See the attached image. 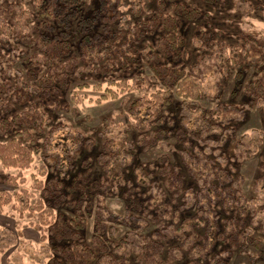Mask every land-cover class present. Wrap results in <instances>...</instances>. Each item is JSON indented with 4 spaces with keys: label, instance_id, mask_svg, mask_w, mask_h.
I'll use <instances>...</instances> for the list:
<instances>
[{
    "label": "rangeland",
    "instance_id": "374dc122",
    "mask_svg": "<svg viewBox=\"0 0 264 264\" xmlns=\"http://www.w3.org/2000/svg\"><path fill=\"white\" fill-rule=\"evenodd\" d=\"M9 1L21 0H0V4ZM131 1L124 0L118 7L117 17L97 24V31L107 28L131 33L138 21L150 19L156 11L155 2L142 0V12L136 15ZM175 2L187 8L196 7L204 13L200 19L191 21L177 15L168 6L165 9L176 18L178 35L184 41L181 56L175 61L192 76L201 90L195 102L182 104L173 95L174 105L165 108L164 117L170 115L173 128L181 127L182 134L173 133L157 145L143 149L136 144L132 131L126 133L122 127L116 126L108 132L102 131L103 120L127 112L130 104L142 93L121 92L119 87L109 86L107 79L96 72H80L83 69L80 62L75 72L68 74L64 87L54 88L48 97L41 98V112L48 122L32 146L33 163L22 172L26 181L21 186L32 193L31 201L34 202L40 195L31 189L33 176L40 180L49 177L69 183L73 176L81 173L83 161L91 156L89 180L106 183L108 188L99 187L97 193L104 197L106 211L101 214L106 226L114 229L110 234L113 242L123 239L127 232L135 231L160 241L163 258L171 264L188 260L206 264L213 262L215 257L221 261L219 264H264V259L249 255L257 254L252 247H240L228 253L227 244L220 239L224 223L232 215L241 216L247 210H253L257 218L264 217V213H258V209L264 212V93L259 102H255L245 90V85L254 77H264V0H245L242 5L244 9L250 8L249 15L238 10L236 0ZM98 4L97 0H85L81 14L92 15ZM33 5V0H25L24 6L34 16L28 31L36 37L42 31ZM76 22V19L71 22L69 34L74 47L71 56L78 59ZM254 32L255 37L252 36ZM159 35L146 30L132 43L142 69L114 75L116 82L126 77H152V69L143 54L150 47L152 53L161 55L157 45ZM222 49L227 56L234 50L243 56L251 55L258 64L245 63L243 76L237 80L238 70L229 56L226 59L221 55L224 53ZM18 50L16 59L7 63L3 57L7 60L11 54L0 49V71L10 95L6 103L12 107L7 111L0 108V120L20 113L34 102L35 94L29 89L47 72V68L39 65L37 78L27 77L29 67L24 60L40 52L21 45ZM102 63L94 67L99 69ZM261 67L263 71L258 74L256 68ZM261 81L264 82V78ZM108 89L117 91V97L112 98ZM146 89L151 92V85ZM4 140L0 137V141ZM232 140H240V146H243H237L235 152L229 151ZM250 140L257 146L249 144ZM162 155L169 158V165L176 167L183 178L184 184L178 190L166 189L162 178L156 176L154 168L149 166ZM138 166L147 172L150 169L154 174L149 181L138 171L134 173ZM6 173L16 174L17 171ZM3 179L4 176L0 175V191H13ZM125 181L133 183L142 209L131 205L133 197L128 200L123 196L128 188ZM143 181H147L146 184H142ZM73 196L86 220L82 233L84 242L90 245L95 217L100 213L99 202L93 198L88 203L79 199L78 193ZM234 200H239V206L243 200L251 205L247 209L234 207L231 203ZM108 212L115 217L107 216ZM56 213L69 218L73 211L61 207ZM122 217L124 222L119 220ZM132 219L143 220L147 225L144 229H136L128 224ZM35 221L26 214L19 217L9 206L0 211V264H46L48 243L40 242V234L31 224ZM259 225L256 229L260 230L262 226ZM257 233L255 236L260 237L261 234ZM133 257L131 252L127 259L130 264H137Z\"/></svg>",
    "mask_w": 264,
    "mask_h": 264
},
{
    "label": "trees",
    "instance_id": "16d2710c",
    "mask_svg": "<svg viewBox=\"0 0 264 264\" xmlns=\"http://www.w3.org/2000/svg\"><path fill=\"white\" fill-rule=\"evenodd\" d=\"M97 1L99 4L93 14L84 16L81 13L85 0H33L34 11L41 21L42 31L36 37L28 31L34 16L24 6L25 0L0 4V49L2 52L11 54L7 60L3 57L4 60L8 63L16 59L18 46L21 45L40 52L39 55H33L24 60L29 67L27 77L36 79V68L39 65L47 68V72L36 79V84L29 89L35 94L34 102L20 113L0 120V137L5 138L4 141H0V175L4 176L5 185L13 190L11 192L0 191V211L9 206L19 217L26 214L27 218L36 220L35 223H31L33 229L40 234V242L48 243L46 264H130L127 256L131 252L137 264H171L163 258V245L160 241L144 237L135 231L127 232L124 238L117 242L110 239L112 238L110 234L114 233V229L107 227L104 223V216L101 214L106 211L104 197L97 193L99 187L108 188L106 183L89 180L91 156L83 161L81 173L73 176L69 183L49 177L40 180L33 176L31 189L40 195L34 202L31 201L32 193L21 186L26 181L22 172L29 169L33 163L34 149L32 146L37 142V136L42 135L44 125L48 122L41 112V98L48 97L54 88L64 87L67 84L68 74L75 72L80 62L83 64L80 72H96L107 79L109 86H117L121 92L138 91L142 93L139 99L130 104L127 112H121L112 119L103 120L101 127L104 132H108L115 126L122 127L123 132L126 133L132 131L135 133L136 144L143 149L157 145L173 133L182 134L181 127L173 128L174 123L172 124L170 115L164 117L165 108L174 105L173 95L180 99L182 104L193 103L199 97L201 90L196 81L186 74L181 65L176 62L181 56L184 41L178 35L176 18L165 9L168 6L177 15L191 21L200 19L204 13L196 7L187 8L176 3L175 0H150L156 4L155 13L146 21H138L131 33L123 29L114 32L107 28L97 31V24L110 22L117 17L118 7L124 0ZM131 2L136 8L135 14L140 15L142 0ZM236 2L239 11L250 14V8L244 9L242 5L245 0H236ZM74 19L77 20L76 31L79 35L78 59L71 56L74 47L71 44L69 29ZM146 30L151 34H160L157 45L161 55L152 53L150 47H147L143 54L152 69V77L135 76L132 79L126 77L116 82L114 75L120 76L123 73L142 69L140 61L135 56L136 50L132 47V43L143 36ZM252 36L255 37L256 33H252ZM222 51L224 53L221 55L226 56V59L229 56L232 65L236 66L237 80L243 76L245 63L258 64L253 56H243L238 50L232 51L228 56L224 49ZM66 57H69L67 61ZM101 61L103 63L100 68H95L94 66L99 65ZM0 63L2 64V60ZM261 71L263 67L256 68L258 74ZM261 79L258 75L245 85V90L248 95L250 94L252 101L259 102L264 93V82ZM148 85H151V92L146 89ZM108 92L112 98L118 95V92L112 89H108ZM8 96H10L8 86L0 71V108H4L5 111L12 109L11 105L6 103ZM240 142V140H232L228 147L229 151L235 152ZM254 143L255 141H249V144ZM254 145L257 146V144ZM149 166L154 168L153 173L156 176L162 178L166 189L178 190L184 184L177 168L169 165V158L166 155L160 156L156 163H151ZM10 170H16L17 173H6ZM136 171L143 177L149 178L147 181L154 175L150 169L147 172L142 166L135 167L134 173ZM135 176L137 177L136 174ZM147 181H143L142 184H146ZM124 183L128 185V188L123 196L128 200H132L133 197L131 205L142 209L139 205V196H137L139 194L133 187V183L126 181ZM77 193L79 199L87 200L88 203H91L93 198L98 200L97 203L99 202L100 213H97L95 217L94 233L90 245H87L83 239L82 233L86 228V220L79 211L80 206L77 205L79 202L74 199L73 195ZM106 194L107 191H105ZM242 202L243 209L251 205L245 200ZM231 203L234 207H241L238 205L239 200ZM61 207L71 209L72 217L66 218L62 213H56V209ZM258 213L264 212L258 209ZM144 214L147 216V213ZM106 215L111 218L115 217L109 212ZM119 220L124 222V217ZM199 220L201 221L202 218ZM128 224L136 229H144L147 225L140 219H132ZM256 225L261 227L260 230L256 229ZM255 231L261 236L256 237L257 232ZM19 236L18 231L17 237ZM220 239L227 244L228 253L240 247L250 246L257 253L249 254L250 256L264 259V217L261 215V218H257L253 210H247L241 216L232 215L225 221ZM220 262L219 258L215 257L213 262L206 264H219ZM182 264L197 263L195 260H188Z\"/></svg>",
    "mask_w": 264,
    "mask_h": 264
}]
</instances>
